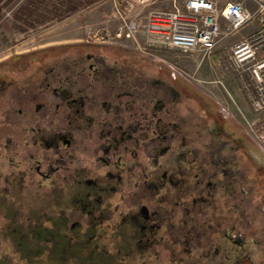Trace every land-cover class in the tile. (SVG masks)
<instances>
[{
  "label": "flooded vegetation",
  "instance_id": "1",
  "mask_svg": "<svg viewBox=\"0 0 264 264\" xmlns=\"http://www.w3.org/2000/svg\"><path fill=\"white\" fill-rule=\"evenodd\" d=\"M26 62L0 66V264H264V160L204 95L132 53Z\"/></svg>",
  "mask_w": 264,
  "mask_h": 264
},
{
  "label": "rangeland",
  "instance_id": "2",
  "mask_svg": "<svg viewBox=\"0 0 264 264\" xmlns=\"http://www.w3.org/2000/svg\"><path fill=\"white\" fill-rule=\"evenodd\" d=\"M153 1L155 3L149 5L151 9L172 8V0ZM217 1L225 3L228 0ZM247 5L251 7L253 4L248 2ZM117 24L110 0H0V66L18 67L25 65L33 53L64 52L75 48H87L109 57L115 52L144 56L167 67L175 73L177 80L188 83L221 109L231 126L254 146V156L264 160V113L257 115L253 111L246 88L239 78L240 72L222 70L214 56L222 46L235 44L238 39L224 40L198 65L197 60L187 58L178 50L151 49L149 53L152 56L144 54L148 51L142 50L134 40L115 37ZM256 28L252 24L240 33L245 35ZM244 79L249 82L246 72ZM251 123L254 131H250ZM3 252L1 248V262H4ZM8 253L12 260L23 262L14 256L15 253ZM55 264L71 263L58 260Z\"/></svg>",
  "mask_w": 264,
  "mask_h": 264
},
{
  "label": "built area",
  "instance_id": "3",
  "mask_svg": "<svg viewBox=\"0 0 264 264\" xmlns=\"http://www.w3.org/2000/svg\"><path fill=\"white\" fill-rule=\"evenodd\" d=\"M110 1L118 20L116 38L134 40L150 56L151 49L178 50L198 65L224 40L256 25L246 37L222 46L214 56L222 70L240 72L253 111L264 113V0H172L169 10L149 8L153 0ZM248 2L253 5L249 7ZM249 127L254 131L252 123Z\"/></svg>",
  "mask_w": 264,
  "mask_h": 264
},
{
  "label": "water",
  "instance_id": "4",
  "mask_svg": "<svg viewBox=\"0 0 264 264\" xmlns=\"http://www.w3.org/2000/svg\"><path fill=\"white\" fill-rule=\"evenodd\" d=\"M142 58L143 59H146V60H148V61H150V62H152L153 64H155V65H158V66H161L160 64H158V63H156L155 61H153L152 59L150 60V59H147V58H145L144 56H142ZM171 74L175 77V73L174 72H171ZM217 108V107H216ZM217 113L218 114H220V116H222V120L224 121V123H228V124H230V122H229V120H228V117L226 116V114L221 110V109H219V108H217ZM230 126H231V124H230ZM232 127V126H231ZM233 128V127H232ZM234 129V128H233ZM239 133H241L240 131H238ZM241 136H243L242 135V133H241ZM243 138H245V137H243ZM246 139V138H245ZM247 140V139H246ZM254 147V146H253ZM254 150H255V148H254ZM256 151V150H255ZM254 154V153H253ZM255 158H256V156H254Z\"/></svg>",
  "mask_w": 264,
  "mask_h": 264
},
{
  "label": "crops",
  "instance_id": "5",
  "mask_svg": "<svg viewBox=\"0 0 264 264\" xmlns=\"http://www.w3.org/2000/svg\"><path fill=\"white\" fill-rule=\"evenodd\" d=\"M171 1V0H170ZM251 32H246V34L245 35H243V33H239L238 35H236V36H234V37H231V38H229L228 40H232V39H238L237 41H239V39L241 40L242 38H244V37H246L248 34H250Z\"/></svg>",
  "mask_w": 264,
  "mask_h": 264
}]
</instances>
